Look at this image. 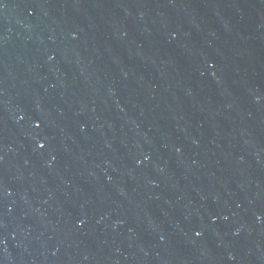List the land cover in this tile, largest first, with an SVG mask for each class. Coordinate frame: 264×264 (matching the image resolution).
Masks as SVG:
<instances>
[{
	"label": "water",
	"instance_id": "water-1",
	"mask_svg": "<svg viewBox=\"0 0 264 264\" xmlns=\"http://www.w3.org/2000/svg\"><path fill=\"white\" fill-rule=\"evenodd\" d=\"M0 264H264V0H0Z\"/></svg>",
	"mask_w": 264,
	"mask_h": 264
},
{
	"label": "snow or ice",
	"instance_id": "snow-or-ice-1",
	"mask_svg": "<svg viewBox=\"0 0 264 264\" xmlns=\"http://www.w3.org/2000/svg\"><path fill=\"white\" fill-rule=\"evenodd\" d=\"M41 147H43V145H41Z\"/></svg>",
	"mask_w": 264,
	"mask_h": 264
}]
</instances>
